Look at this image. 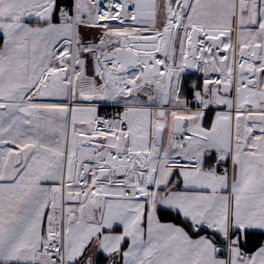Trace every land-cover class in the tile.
<instances>
[{
  "label": "snow or ice",
  "instance_id": "obj_1",
  "mask_svg": "<svg viewBox=\"0 0 264 264\" xmlns=\"http://www.w3.org/2000/svg\"><path fill=\"white\" fill-rule=\"evenodd\" d=\"M0 264H264V0H0Z\"/></svg>",
  "mask_w": 264,
  "mask_h": 264
}]
</instances>
